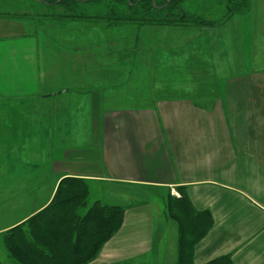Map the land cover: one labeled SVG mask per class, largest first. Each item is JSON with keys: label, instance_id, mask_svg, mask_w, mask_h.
Wrapping results in <instances>:
<instances>
[{"label": "crops", "instance_id": "0c3cea01", "mask_svg": "<svg viewBox=\"0 0 264 264\" xmlns=\"http://www.w3.org/2000/svg\"><path fill=\"white\" fill-rule=\"evenodd\" d=\"M245 13L236 28L238 73L230 75L227 67L234 64L227 63L226 42L201 53L196 38L177 46L170 42L177 35L170 31L163 38L158 29L154 46L148 38L130 39L114 50L122 54L109 65L100 62L111 50L102 54L90 46L73 56L69 47H60L64 52L52 65L50 41L31 42L24 26L0 21V242L47 209L65 179H78L90 197L92 188L106 189L94 204L125 209L122 229L90 264H135L144 258L148 264H178V244L173 233L166 234L164 213L128 203L131 189L177 195L183 189L197 211L211 214L213 227L196 246L194 264L223 257L233 264H264V12ZM86 51L95 57L91 65ZM162 52L170 56L162 60ZM71 64L76 80L64 77L62 84L74 82L81 93L64 88L68 92L58 95L84 98L76 109L97 118L90 143L64 148L57 158L50 124L42 127L45 148L36 149L27 140L19 143L26 135L18 132L27 129L9 116L19 114L14 100L51 94ZM56 66L63 72H53ZM102 66L111 73L88 81L81 72ZM42 107L36 111L67 114Z\"/></svg>", "mask_w": 264, "mask_h": 264}, {"label": "rangeland", "instance_id": "374dc122", "mask_svg": "<svg viewBox=\"0 0 264 264\" xmlns=\"http://www.w3.org/2000/svg\"><path fill=\"white\" fill-rule=\"evenodd\" d=\"M156 1V0H155ZM158 1V0H157ZM156 1V6L157 5ZM161 1V0H159ZM113 0L106 1L101 4H97L95 6H90L87 4L78 5L77 12L80 14L90 15V16H104L106 15L107 11H110L114 8ZM116 9V8H114ZM157 9V8H156ZM125 11V9H122ZM183 10L187 12L188 15L195 16L193 19H191L189 24L195 25V24H203L206 22H213L217 26L213 28H203V27H177L175 30L174 28H169L165 26H139V25H132V24H121L114 27L109 26L105 22L98 21L95 23L89 22V21H79V22H65V21H52L50 18L52 13H54V10H52L50 7L43 5L38 0H0V21L6 20V22L14 23L15 28H18L19 26H22L28 29L29 35L32 36L31 42H37L42 41L43 38H46V40L50 41V44L47 43L46 49L47 53L51 52V64L56 65V61L59 59L58 56L64 52V50H60V47H69L68 53L70 55H74V52H78L80 48H83L86 50L89 46L93 48H100L102 51V54L106 53V49H110L112 51H109L106 53V56L104 55V58H102L103 61L100 63L109 65L113 61H115L116 58H119V55L122 54V52H118L121 50V45H123L126 41H129L130 39H141V41L144 43L145 40L148 38V43L153 44V46L156 44L154 39L158 40V29L159 34L161 37H165V35H168V33L173 35H177L176 39L172 42V44L179 45L180 42H183L182 40H191V37L196 38L195 40V46L201 47V53H204L205 49H216L217 44L218 48L220 46V49L223 48L225 45V42L227 43L226 48V57H227V63H233V66L227 67V72L230 75L231 73H238L237 69V60L235 61V37H236V28L241 26L243 24V19L241 20V14H237L233 16L232 18H228V6L226 5V2L223 0H186L185 4L183 5ZM60 11V10H59ZM246 12V13H245ZM248 12H264V0H250V5L248 10L243 11V14L245 13L247 16ZM249 14V13H248ZM47 16V17H46ZM164 16V15H162ZM197 16V17H196ZM241 17V18H240ZM49 18V19H47ZM158 19V17H157ZM248 21V20H247ZM158 22V20H157ZM4 24L5 21L3 22ZM18 25V26H16ZM4 26V25H3ZM24 26V27H23ZM145 28H148L147 31ZM171 31V32H170ZM147 33V35H146ZM163 37V38H164ZM164 40V39H163ZM167 40V39H165ZM164 40V41H165ZM153 41V43H152ZM194 41V40H192ZM191 41V42H192ZM132 43V41H130ZM216 44V45H213ZM49 46L50 49L47 47ZM167 47H169V43L166 44ZM72 47L73 49H71ZM78 48V49H76ZM63 49V48H62ZM71 49V50H70ZM218 49V50H220ZM114 50H118L115 52ZM85 52V51H83ZM92 52V51H90ZM165 52H162V60L167 59L170 55L169 53L163 54ZM62 56V55H61ZM85 58H90L88 61H86L89 65H91L92 60H94V56H92L88 51L83 54ZM212 57V56H211ZM210 57V58H211ZM108 67V66H107ZM77 69H79L77 67ZM106 67H99L98 69L93 67H83L81 72L84 73L88 81L90 79H93L97 77V75L102 76L111 73L109 70H106ZM240 69V68H239ZM53 72H56L60 74V72H63V68L56 66L52 67ZM69 72L66 73L64 76L58 77L56 80L59 81L57 85L54 86V88L49 92H52L51 94L47 95H39V96H45L41 97L39 99H32V98H25V99H19L14 100L13 106L17 107L19 109L18 115H13L9 117H13L14 119H17L19 124H24V127L27 129L24 131H19V136L26 137L24 139L19 140V143L26 142V140L29 142L28 144H33L36 149H42L46 146V137H44L45 133V127L44 132L42 134V127L45 124H50L51 127V137H50V143H51V150L52 154L56 155L58 158V155L61 153V151L66 148L68 150H75L77 146H86L91 141L92 136V127H93V120L94 118H97L93 115L86 114L84 111H88V109H82L80 112L79 109H76L77 107L81 106L82 103L85 101L84 98L74 97L75 95L64 96L60 99V93L62 92H68L67 89L69 88L71 92L70 94H75L77 91L81 93V89H78V87H75V83L72 82L71 84H62V79L64 77H70L73 79V81L76 80L74 77L75 74H78V72H75V67L73 64L68 66ZM145 72H147L145 70ZM219 85V84H217ZM222 85V84H221ZM89 87V84L86 85ZM63 88V90H61ZM78 89V90H77ZM217 90V88H216ZM46 91V88H45ZM62 96V95H61ZM40 102V104L38 103ZM59 102V103H58ZM82 102V103H79ZM42 106L50 107L51 111L57 109H66L67 114L65 115H59L58 112L51 115H45L43 112L36 111L39 108H43ZM84 110V111H83ZM7 116V115H3ZM98 118H102V116H99ZM100 123V122H96ZM101 132V130H100ZM88 187V186H87ZM89 189V188H88ZM110 190V189H109ZM125 194L128 192V189H123ZM103 191H106V189L102 188H92L91 190V197H90V191H89V199L87 206L84 210H82V214H85L88 210L91 209V207L94 204V201L101 195L105 196L103 194ZM131 193V199L128 201V203L133 204H141L146 203L150 206H153L155 209V212L158 214V209L160 210V213H164V216L166 217L165 220H167L168 227V233H173L172 241L174 244H178L179 246V226L178 224L171 220V218L166 215V200H168L169 197L173 198H179L180 194L177 195L175 193L167 194H159L154 191L150 190H139V189H131L129 191ZM170 194L172 196H170ZM160 197V198H159ZM161 198L163 199V204L161 202ZM117 202L118 200H114ZM119 204H123V201L118 202ZM165 209V210H164ZM164 222V221H163ZM161 220L157 221L156 224V231H158L161 227ZM164 224V223H163ZM10 233H7L5 237H8ZM149 262V258H144L141 260H135V264H148L145 262ZM0 263L1 264H17L12 257H10V254L8 253V250L4 243L0 242ZM123 264V263H121ZM125 264V263H124Z\"/></svg>", "mask_w": 264, "mask_h": 264}, {"label": "trees", "instance_id": "16d2710c", "mask_svg": "<svg viewBox=\"0 0 264 264\" xmlns=\"http://www.w3.org/2000/svg\"><path fill=\"white\" fill-rule=\"evenodd\" d=\"M38 1L54 10L50 17L52 21H102L111 27L121 24L169 28L217 26L213 22L189 24L195 16L183 10L186 0H173L165 9H156L153 0H113L116 9L107 11L104 16L80 14L76 7L95 6L109 0ZM167 1L158 0L157 7L164 6ZM226 5L228 18H232L248 10L250 0H227ZM178 191L179 198L166 200V215L179 226L178 264H194L195 248L210 233L214 222L209 212L195 209L183 189ZM88 199L89 189L83 180L65 179L47 209L9 232L5 246L10 257L17 264H90L95 261L105 245L122 229L125 209L96 203L82 214ZM208 264L233 262L229 257H223Z\"/></svg>", "mask_w": 264, "mask_h": 264}, {"label": "water", "instance_id": "95a60500", "mask_svg": "<svg viewBox=\"0 0 264 264\" xmlns=\"http://www.w3.org/2000/svg\"><path fill=\"white\" fill-rule=\"evenodd\" d=\"M173 0H168L167 1V3L164 5V6H162L161 8H159V9H165L171 2H172ZM153 6L155 7V8H158L157 6H156V1L155 0H153Z\"/></svg>", "mask_w": 264, "mask_h": 264}, {"label": "flooded vegetation", "instance_id": "af4514ba", "mask_svg": "<svg viewBox=\"0 0 264 264\" xmlns=\"http://www.w3.org/2000/svg\"><path fill=\"white\" fill-rule=\"evenodd\" d=\"M224 2H226L227 0H223ZM158 8H161V7H158Z\"/></svg>", "mask_w": 264, "mask_h": 264}]
</instances>
